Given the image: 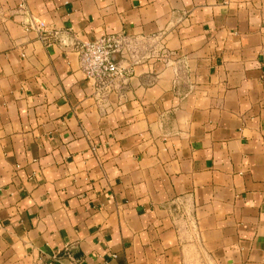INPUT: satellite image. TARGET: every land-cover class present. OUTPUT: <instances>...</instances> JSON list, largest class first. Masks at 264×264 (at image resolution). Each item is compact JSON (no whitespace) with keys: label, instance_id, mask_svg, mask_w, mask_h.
<instances>
[{"label":"crops","instance_id":"obj_1","mask_svg":"<svg viewBox=\"0 0 264 264\" xmlns=\"http://www.w3.org/2000/svg\"><path fill=\"white\" fill-rule=\"evenodd\" d=\"M0 264H264V0H0Z\"/></svg>","mask_w":264,"mask_h":264},{"label":"built area","instance_id":"obj_2","mask_svg":"<svg viewBox=\"0 0 264 264\" xmlns=\"http://www.w3.org/2000/svg\"><path fill=\"white\" fill-rule=\"evenodd\" d=\"M37 26L44 30L46 24L40 21ZM78 51L81 71L98 89L106 88L116 79L126 80L132 75L131 67L123 68L119 64L127 53V47L117 34L85 41L81 43Z\"/></svg>","mask_w":264,"mask_h":264}]
</instances>
